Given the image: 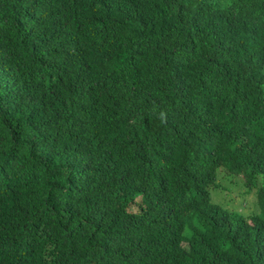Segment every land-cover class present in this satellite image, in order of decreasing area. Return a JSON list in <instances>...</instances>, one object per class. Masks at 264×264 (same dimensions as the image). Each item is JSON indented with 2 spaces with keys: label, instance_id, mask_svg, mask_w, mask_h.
<instances>
[{
  "label": "trees",
  "instance_id": "16d2710c",
  "mask_svg": "<svg viewBox=\"0 0 264 264\" xmlns=\"http://www.w3.org/2000/svg\"><path fill=\"white\" fill-rule=\"evenodd\" d=\"M0 264H264V0H0Z\"/></svg>",
  "mask_w": 264,
  "mask_h": 264
},
{
  "label": "rangeland",
  "instance_id": "374dc122",
  "mask_svg": "<svg viewBox=\"0 0 264 264\" xmlns=\"http://www.w3.org/2000/svg\"><path fill=\"white\" fill-rule=\"evenodd\" d=\"M218 169L215 182L218 188L209 187L210 199L229 210L249 214L254 209V188L245 189L241 185V178L231 173L220 172ZM246 194H243L244 191Z\"/></svg>",
  "mask_w": 264,
  "mask_h": 264
}]
</instances>
